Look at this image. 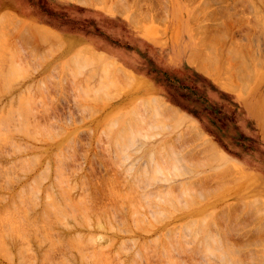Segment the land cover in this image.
I'll return each instance as SVG.
<instances>
[{"label": "rangeland", "instance_id": "obj_1", "mask_svg": "<svg viewBox=\"0 0 264 264\" xmlns=\"http://www.w3.org/2000/svg\"><path fill=\"white\" fill-rule=\"evenodd\" d=\"M17 1L0 264H264V0Z\"/></svg>", "mask_w": 264, "mask_h": 264}, {"label": "bare ground", "instance_id": "obj_2", "mask_svg": "<svg viewBox=\"0 0 264 264\" xmlns=\"http://www.w3.org/2000/svg\"><path fill=\"white\" fill-rule=\"evenodd\" d=\"M118 2H119V1H118ZM115 3H116V2H115ZM35 28H36V27H35ZM37 30H38V29H37ZM40 30H41V29H40ZM42 32H43L44 36H45V34L50 35V33L46 32L45 29H43ZM42 32H41V33H42ZM41 33H40V34H41ZM38 34H39V33H38ZM40 34H39V35H40ZM24 36H25V35H24ZM51 36H52V35H51ZM54 36H55V35L53 34V37H54ZM38 37H39V36H38ZM55 37H56V36H55ZM43 38H44V37H43ZM39 39H40V38H39ZM48 39H49V38H48ZM58 39H59V37H58ZM41 41H42V40H41ZM212 47H213V46H212ZM213 50H214V49H213ZM202 51H203V50H202ZM204 51H206V50H204ZM209 52H210V51H209ZM204 54H205V53H204ZM191 55H192V54H191ZM194 55L196 56L197 54H194ZM194 55H192V57H193ZM210 55H211V54H210ZM212 55H213V53H212ZM234 55H235V54H234ZM237 55H238V54H237ZM242 55H243V54H242ZM200 57H201V56H200ZM233 57H234V56H233ZM193 58H194V57H193ZM193 58H192V59H193ZM207 58H209V56H207ZM210 58H211V56H210ZM213 58H215V57H213ZM235 58H236V56H235ZM194 59H195V58H194ZM200 59H201V58H200ZM205 59H206V58H205ZM205 59H204L203 62H205ZM202 60H203V59H202ZM209 60H210V59H209ZM212 60H213V59H212ZM214 60H215V59H214ZM214 60H213V61H214ZM232 60H233V59H232ZM232 60H231V61H232ZM195 61H196V59H195ZM199 62H200V61H199ZM211 62H212V61H211ZM228 62H229V61H228ZM207 63H208V62H207ZM216 63H217V62H216ZM192 64H193V62H192ZM84 65H85V64H84ZM198 65H199V66H202V64H200V63H198ZM231 65H232V64H231ZM245 65H246V63H245ZM204 66H205V65H204ZM232 66H233V65H232ZM196 67L198 68V66H196ZM236 67H237V66H236ZM240 67H241V66H240ZM211 68L213 69V67H211ZM214 68H215V67H214ZM247 68H248V67H247ZM228 69H229V68H228ZM238 69H240V68H238ZM231 71H232V70H231ZM241 72H242V71H241ZM246 72H247V71H246ZM121 73H122V71H121ZM236 73H237V72H236ZM247 74H248V73H247ZM125 75H126V74H125ZM243 76H244V75H243ZM239 77H241V76H239ZM242 78H243V77H242ZM130 80H131V79H130ZM152 102H153V101H152ZM158 103H159V102H158ZM146 104H147V103H146ZM152 106H153V105H152ZM159 106H160V105H158V106L155 107V105H154V107H155L156 109H159V108H158ZM161 107H162V105H161ZM145 108H146V107H145ZM145 108H144V109H145ZM148 108H149V107H148ZM162 108H164V111H165V107H164V105H163ZM160 109H161V108H160ZM167 110H168V109H167ZM169 110H170V109H169ZM169 110H168V111H169ZM159 111H160V110H159ZM164 111H163V112H164ZM168 111H167L166 113H168ZM149 112H150V111H149ZM153 112H155V111L153 110ZM150 113H151V112H150ZM170 113H171V112H170ZM170 113H169V114H170ZM159 114H160V113H159ZM164 114H165V113H164ZM171 114H172V113H171ZM152 115H153V114H152ZM164 116H165V115H164ZM167 116H168V115H167ZM159 117H160V116H159ZM154 118H155V117H154ZM168 118H169V117H168ZM162 119H163V118H162ZM162 119H161V120H162ZM171 119H172V118H171ZM169 120H170V119H169ZM156 121H157V120H156ZM158 122H159V121H158ZM6 124H8V123L6 122ZM6 124H5V125H6ZM2 125H3V124H2ZM187 126H188V125H187ZM157 127H158V126H157ZM6 128H7V127H6ZM189 128H190V127L188 126V129H189ZM186 129H187V127H186ZM13 130H14V129H13ZM190 130H192V129L190 128ZM5 131H6V130H5ZM8 131H9V129H8ZM18 131H19V130H18ZM14 132H15V131H14ZM12 133H13V132H12ZM183 134H184V133H183ZM192 134H194V133H192ZM198 134H199V133H198ZM198 134H196L195 136H197ZM180 135H181V134H180ZM187 136H188V135H187ZM189 136H190V135H189ZM11 137H12V135H11ZM7 138H8V137H7ZM181 138H182V137H181ZM185 138H186V137H185ZM198 138H199V137H198ZM3 141H5V140H3ZM12 141H13V140H12ZM205 142L207 143V146H204V148H202V149H203V151H202L203 153H208V154L211 153L210 155H212L213 153L218 154L217 151L214 149L213 145H210L209 142H207V140L204 141V143H205ZM9 144H10V143H9ZM23 145H24V144H23ZM0 146H1V145H0ZM11 147H12V146H11ZM16 147H17V146H16ZM21 147H22V146H21ZM3 149H4V148H3ZM11 149H12V148H11ZM14 150H15V148H14ZM19 152H20V151H19ZM19 152H18V153H19ZM202 152H201V153H202ZM69 155H70V154H69ZM213 155H215V154H213ZM70 157H71V156H70ZM66 160H67V159H66ZM22 161H23V160H22ZM24 162H25V161H24ZM58 162H59V161H58ZM26 163H27V162H26ZM26 163H25V164H26ZM31 163H32V162H31ZM31 163H30V165H31ZM21 164L23 165V163H21ZM58 165H59V164H58ZM229 166H230V165H229ZM11 167H12V166H11ZM34 167H35V166H34ZM13 168H14V167H13ZM227 168H228V167H227ZM227 168H225V169H227ZM16 169H17V168H16ZM34 169H35V168H34ZM57 169H58V168H57ZM65 170H66V169H65ZM130 170H131V169H130ZM229 170H230V168H229ZM28 171H30V170H28ZM227 171H228V170H227ZM12 172H13V171H12ZM19 172H20V171H19ZM66 172H67V171H66ZM225 172H226V171H225ZM2 173H3V172H2ZM30 173H31V172H30ZM63 173H64V172H63ZM221 173L223 174L222 171H221ZM227 174H228V173H227ZM225 175H226V173H225ZM6 176H7V174H6ZM217 176H219V175H217ZM222 176H223V175H222ZM13 177H14V176H13ZM44 177H45V176H44ZM7 178H8V177H7ZM47 178H48V177H47ZM14 179H15V178H14ZM58 179H59V178H58ZM63 179H65V178H63ZM8 180H9V178H8ZM60 180H61V178H60ZM136 180H137V179H136ZM6 181H7V180H6ZM201 181H202V180H201ZM10 182H11V181H10ZM40 182H41V181H40ZM153 182H154V180H153ZM41 183H42V182H41ZM61 183H62V182H61ZM174 184H175V183H174ZM105 185H107V184H105ZM178 185H179V183H178ZM63 186H64V185H63ZM58 187L60 188L61 186H58ZM150 187H151V186H150ZM179 187H180V186H179ZM48 188H49V187H48ZM84 188H86V187H84ZM106 188H107V186H106ZM108 188H109V187H108ZM130 188H131V187H130ZM138 188H139V187H138ZM159 188H160V187H159ZM171 188H172V187H171ZM173 188H174V187H173ZM50 189H51V188H50ZM67 190H68V189H67ZM71 190H74V189H71ZM135 190H136V189H135ZM140 190H141V188H140ZM169 190H170V189H169ZM30 191L33 192L32 190H30ZM141 191H143V190H141ZM85 192H86V191H85ZM102 192H103V191H102ZM151 192H153V191H151ZM151 192H150V193H151ZM169 192H170V191H169ZM52 193H53V192H52ZM62 193H63V192H62ZM64 193H65V191H64ZM64 193H63V194H64ZM109 193H110V192H109ZM111 193H112V191H111ZM116 193H117V191H116ZM156 193H157V192H156ZM113 194H114V193H113ZM119 194H120V193H119ZM128 194H129V193H128ZM151 194L153 195V193H151ZM154 194H155V193H154ZM30 195H31V194H30ZM32 195H33V194H32ZM86 195H87V194H86ZM152 195H151V196H152ZM155 195H156V194H155ZM155 195H154V196H155ZM17 196H18V195H17ZM64 196H65V195H64ZM83 196H84V195H83ZM113 196H114V195H113ZM122 196H123V194H122L120 197H122ZM149 196H150V195H149ZM149 196H148V197H149ZM123 197H124V196H123ZM26 198H27V197H26ZM114 198H115V197H114ZM140 198H141V197H140ZM116 199H117V198H116ZM121 199H122V198H121ZM152 199H153V198H152ZM21 201H22V200H21ZM70 201H71V200H70ZM88 201H89V200H88ZM123 201H124V200H123ZM28 202H29V201H28ZM81 202H82V201H81ZM81 202H80V203H81ZM110 202H111V200H110ZM141 202H142V201H141ZM23 203H24V202H23ZM84 203H85V202H84ZM86 203H87V202H86ZM90 203H91V202H90ZM122 203H123V202H122ZM172 203H173V202H172ZM216 203H217V206H220V205H222L223 201H217ZM21 204H22V203H21ZM47 204H48V203H47ZM73 204H74V202H73ZM81 204H82V203H81ZM15 205H16V204H15ZM22 205H23V204H22ZM65 205H66V204H65ZM79 205H80V204H79ZM113 205H115V204H113ZM123 205H124V204H123ZM142 205H143V204H142ZM150 205H151V204H150ZM35 206H36V205H35ZM54 206H55V205H54ZM126 206H127V205H126ZM152 206H153V205H152ZM7 207H8V206H7ZM19 207H20V206H19ZM71 207H72V205H71ZM97 207H98V206H97ZM65 208H66V207H65ZM74 208H75V207H74ZM74 208H73V209H74ZM87 208H88V207H87ZM91 208H92V207H91ZM103 208H104V207H103ZM115 208H116V207H115ZM28 209H29V208H28ZM73 209H71V210H73ZM94 209H95V208H94ZM121 209H122V208H121ZM43 210H44V209H43ZM149 210H150V209H149ZM8 211H9V209H8ZM16 211H17V210H16ZM81 211H83V210H81ZM84 211H85V210H84ZM154 211H156V210H154ZM201 211H205V210L202 209ZM52 212H53V211H52ZM56 212H58V211H56ZM115 212H116V211H115ZM117 212H118V211H117ZM148 212H149V211H148ZM198 212H200V210H199ZM247 212H248V211H247ZM257 212H258V211H257ZM25 213H26V212H25ZM72 213H73V212H72ZM97 213H98V212H97ZM100 213H101V212H100ZM118 213H119V212H118ZM201 213H202V212H201ZM40 214H41V213H40ZM51 214H52V213H51ZM53 214H54V212H53ZM61 214H62V213H61ZM73 214H74V213H73ZM135 214H136V213H135ZM56 215L59 216V214H56ZM62 215H63V214H62ZM65 215H66V213H65ZM74 215H75V214H74ZM84 215H85V214H84ZM63 216H64V215H63ZM66 216H67V215H66ZM68 216H69V215H68ZM152 216H153V215H152ZM254 216H255V214H254ZM60 217H61V216H60ZM144 217H145V216H144ZM204 217H205V216H204ZM204 217H203V218H204ZM258 217H259V216H258ZM13 218H14V217H13ZM45 218H46V217H45ZM68 218H69V217H68ZM72 218H73V217H72ZM182 218H183V217L180 216V217H177L175 220L177 221V220H180V219H182ZM206 218H207V216H206ZM206 218H205V219H206ZM208 218H209V217H208ZM7 219H8V218H7ZM42 219H43V218H42ZM54 219H55V218H54ZM70 219H71V218H70ZM85 219H86V218H85ZM205 219H204V221H205ZM245 219H246V218H245ZM11 220H12V219H11ZM87 220H88V219H87ZM99 220H100V219H99ZM13 221H14V220H13ZM13 221H12V222H13ZM119 221H120V220H119ZM6 222H7V221H6ZM12 222H11V223H12ZM15 222H16V221H15ZM191 222H192V221H191ZM263 222H264V221H263ZM195 223H196V222H195ZM261 223H262V222H261ZM115 224H116V223H115ZM122 224H123V223H122ZM122 224H121V226H122ZM136 224H137V223H136ZM136 224H135V225H136ZM149 224H150V223H149ZM149 224H148V225H149ZM217 224H218V223H217ZM221 224H222V223H221ZM9 225H10V224H9ZM41 225H42V224H41ZM142 225H143V224H142ZM204 225L206 226V223H205ZM212 225H213V224H212ZM214 225H215V224H214ZM35 226H36V225H35ZM205 226H203V227H205ZM263 226H264V225H263ZM0 227H1V226H0ZM19 227H20V226H19ZM85 227H86V226H85ZM107 227H109V226H107ZM117 227H118V226H117ZM122 227H124V226H122ZM214 227H215V226H214ZM118 228H119V227H118ZM182 228H183V227H182ZM215 228H216V227H215ZM18 229H19V228H18ZM30 229H31V228H30ZM122 229H123V228H122ZM143 229H144V228H143ZM161 229H162V228H161ZM169 229H170V228H169ZM138 230H140V229H138ZM159 230H160V229H158V231H159ZM175 230H176V229H175ZM224 230H225V229H224ZM40 231H41V230H40ZM112 231H113V230H112ZM160 231H161V230H160ZM219 231H220V230H219ZM41 232H42V231H41ZM123 232H124V233H127L128 231H127V232H126V231H123ZM145 232H147V231L145 230ZM148 232H150V231H148ZM168 232H169V230H168ZM175 232H176V231H175ZM190 232H191V230H190ZM198 232H199V231H198ZM206 232H207V231H206ZM222 232H223V231H222ZM257 232H258V231H257ZM129 233H133V232H132V231H131V232L129 231ZM153 233H154V231H153ZM194 233H195V232H194ZM199 233H200V232H199ZM204 233H205V231H204ZM119 234H122V233L120 232ZM175 234H176V233H175ZM201 234H202V233H201ZM201 234H200V235H201ZM24 235H25V234H24ZM134 235L136 236V234H134ZM183 235H184V234H183ZM192 235H193V234H192ZM196 235H197V234H196ZM196 235H194V238L196 237ZM258 235H259V234H257V236H258ZM2 236H3V235H2ZM158 236H159V235H158ZM174 236H175V235H174ZM255 236H256V235H255ZM38 237H39V236H38ZM46 237H47V236H46ZM177 237H178V235H177ZM206 237H207V236H206ZM119 238H120V237L117 236V235H116V236H112V238H109V239H110V240H109V246L112 247L113 244L115 243V241L118 240ZM194 238H193V239H194ZM197 238H198V237H197ZM212 238H213V236H212ZM50 239H51V238H50ZM68 239H69V238H68ZM258 239H259V238H258ZM261 239H262V238H261ZM134 240H135V239H134ZM162 240H163V239H162ZM212 240H213V239H212ZM0 241H1V240H0ZM137 241H138V240H137ZM137 241H136V242H137ZM174 241H175V240H174ZM181 241H182V240H181ZM183 241H184V239H183ZM189 241H191V240H189ZM214 241H216V239H215ZM253 241H255V240H253ZM260 241H261V240H260ZM54 242H55V241H54ZM69 242H70V241H69ZM134 242H135V241H134ZM166 242H167V241H166ZM166 242H165V243H166ZM178 242H179V241H178ZM185 242H186V241H185ZM193 242H194V241H193ZM200 242H201V241H200ZM209 242H210V241H209ZM226 242H228V241L226 240ZM123 243H124V242H123ZM147 243H148V242H147ZM152 243H153V242H152ZM156 243H157V241H156ZM162 243H163V242H162ZM167 243H168V242H167ZM167 243H166V244H167ZM170 243H171V242H170ZM182 243H183V242H182ZM186 243H187V242H186ZM191 243H192V242H191ZM214 243H215V242H214ZM231 243H232V242H231ZM257 243H258V242H257ZM95 244H96V243H95ZM125 244H126V243H125ZM158 244H159V243H158ZM163 244H164V243H163ZM163 244H162V245H163ZM171 244H172V243H171ZM174 244H175V243H174ZM183 244H184V243H183ZM208 244H209V243H208ZM21 245H22V244H21ZM97 245H98V244H97ZM159 245H160V244H159ZM159 245H158V247H159ZM167 245H168V244H167ZM184 245H185V244H184ZM201 245H202V244H201ZM109 246H108V247H109ZM140 246H141V245H140ZM144 246H145V245H144ZM148 246H150V244H149ZM175 246H177V245H175ZM175 246H174V247H175ZM197 246H198V245H197ZM227 246H228V245H227ZM62 247H63V246H62ZM74 247H75V246H74ZM129 247H130V246H129ZM141 247H142V246H141ZM151 247H152V246H151ZM154 247H156V246H154ZM158 247H157V248H158ZM162 247H164V246H162ZM199 247H200V246H199ZM233 247H234V246H233ZM252 247H253V245H252ZM55 248H56V247H55ZM87 248H88V247H87ZM93 248H94V247H93ZM131 248H132V247H131ZM159 248H160V247H159ZM184 248H185V247H184ZM205 248H206V246H205ZM205 248H204V249H205ZM216 248H217V247H216ZM216 248H214V249H216ZM221 248H223V247L221 246ZM94 249H95V248H94ZM132 249H133V248H132ZM155 249H156V248H155ZM193 249H194V248H193ZM206 249H209V247L206 248ZM206 249H205V250H206ZM212 249H213V248H212ZM235 249H236V248H235ZM245 249H246V248H245ZM260 249H261V248H260ZM89 250H90V249H89ZM119 250H120V248H119ZM128 250H130V249H128ZM152 250H153V249H152ZM152 250H151V251H152ZM169 250H170V249H169ZM210 250H211V249H210ZM210 250H207V252H209ZM217 250H218V249H216L215 251L217 252ZM224 250H225V249H224ZM2 251H3V250H2ZM101 251H102V250H101ZM145 251H146V250H145ZM158 251H160V250H158ZM162 251H163V249H162ZM215 251H213V252H215ZM231 251H232V249H231ZM120 252H121V251H120ZM146 252H147V251H146ZM216 252H215V253H216ZM225 252H226V251H225ZM225 252H224V253H225ZM242 252H243V250H242ZM157 253H158V252H157ZM163 253H164V252H163ZM191 253H192V252H191ZM194 253H195V252H194ZM194 253H193V254H194ZM204 253H205V251H204ZM210 253H211V252H210ZM210 253H209V254H210ZM218 253H219V252H217L216 254H218ZM248 253H249V252H248ZM140 254H141V253H140ZM140 254H139V255H140ZM144 254H145V253H144ZM153 254H154V253H153ZM187 254H188V253H187ZM207 254H208V253H207ZM219 254H220V253H219ZM219 254H218V255H219ZM222 254H223V253H221V255H219V256H220V257H223ZM239 254H240V252H239ZM8 255H9V254H8ZM71 255H72V254H71ZM146 255H147V254H146ZM166 255H167V254H166ZM173 255H174V254H173ZM173 255H172V256H173ZM188 255H190V254H188ZM223 255H225V254H223ZM226 255H229V254H227V252H226ZM51 256H52V255H51ZM159 256H160V255H159ZM161 256H163V254H162ZM214 256H215V255H214ZM230 256H232V255H230ZM31 257H32V256H31ZM70 257H71V256H70ZM97 257H98V256H97ZM108 257H109V256H108ZM150 257H151V256H150ZM163 257H164V256H163ZM196 257H197V256H196ZM208 257H210V256L208 255ZM220 257H219V258H220ZM237 257H238V256H237ZM245 257H246V255H245ZM247 257H248V256H247ZM137 258H138V257H137ZM173 258H174V257H173ZM190 258H191V257H190ZM193 258H194V257H193ZM205 258H206V257H205ZM251 258H252V257H251ZM56 259H57V258H56ZM58 259H59V258H58ZM103 259H104V258H103ZM138 259H140V258H138ZM160 259H161V257H160ZM209 259H210V258H209ZM220 259H221V258H220ZM222 259H224V258H222ZM237 259H238V258H237ZM252 259H254V258H252ZM84 260H85V258H84ZM100 260H101V258H100ZM152 260H153V259H152ZM163 260H164V259H163ZM168 260H169V259H168ZM203 260H204V259H203ZM228 260H229V259H228ZM234 260H235V259H234ZM102 261H103V260H102ZM129 261H130V260H129ZM148 261H149V260H148ZM150 261H151V260H150ZM175 261H176V260H175ZM177 261H178V260H177ZM189 261H190V259H189ZM207 261H208V260H207ZM207 261H206V262H207ZM229 261H230V260H229ZM231 261H233L232 258H231ZM231 261H230V262H231ZM239 261H240V260H239ZM65 262H66V261H65ZM79 262H80V261H79ZM100 262H101V261H100ZM104 262H105V261H104ZM159 262H160V261H159ZM233 262H234V261H233ZM242 262H243V261H242ZM49 263H50V262H49ZM102 263H103V262H102ZM146 263H147V262H146ZM163 263H164V262H163ZM168 263H169V262H168ZM180 263H181V262H179V264H180ZM202 263H203V262H202ZM210 263H211V261H210ZM34 264H35V263H34ZM47 264H48V263H47ZM176 264H177V263H176ZM191 264H192V262H191ZM211 264H212V263H211Z\"/></svg>", "mask_w": 264, "mask_h": 264}, {"label": "crops", "instance_id": "obj_3", "mask_svg": "<svg viewBox=\"0 0 264 264\" xmlns=\"http://www.w3.org/2000/svg\"><path fill=\"white\" fill-rule=\"evenodd\" d=\"M18 1L17 0H0V5L2 6L0 9L1 10H4V6L7 4V5H11L12 3L13 4H18L17 3ZM17 8V7H16ZM18 10H21V8H17ZM179 64V62H176V64H174V65H178Z\"/></svg>", "mask_w": 264, "mask_h": 264}]
</instances>
